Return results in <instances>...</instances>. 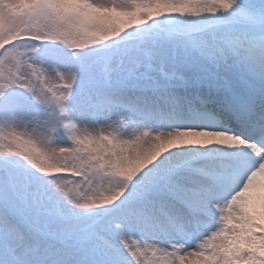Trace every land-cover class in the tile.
Returning <instances> with one entry per match:
<instances>
[{
    "label": "snow or ice",
    "instance_id": "snow-or-ice-1",
    "mask_svg": "<svg viewBox=\"0 0 264 264\" xmlns=\"http://www.w3.org/2000/svg\"><path fill=\"white\" fill-rule=\"evenodd\" d=\"M0 264H264V0H0Z\"/></svg>",
    "mask_w": 264,
    "mask_h": 264
}]
</instances>
